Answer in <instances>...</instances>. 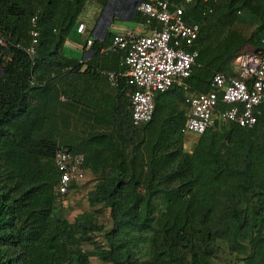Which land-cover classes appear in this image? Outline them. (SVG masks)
<instances>
[{
  "label": "trees",
  "instance_id": "16d2710c",
  "mask_svg": "<svg viewBox=\"0 0 264 264\" xmlns=\"http://www.w3.org/2000/svg\"><path fill=\"white\" fill-rule=\"evenodd\" d=\"M243 1L263 13L247 35L229 18L230 3L214 19L218 0L186 6L184 21L199 25L188 92L207 91L212 73H229L242 47L264 38V0ZM83 2L0 0V264H89L90 257L102 264H215L222 244L230 264H264V100L250 128L215 123L188 151L178 132L180 88L156 92L151 119L138 126L123 83L112 88L113 100L81 102L75 94L86 91L74 86L80 65L63 55L62 44L76 33ZM32 16L30 58L24 49ZM106 44L90 47L103 56ZM98 69L81 74L105 78ZM59 146L81 154L94 180L91 210L71 222L55 207L62 199L52 160ZM98 209L107 210L106 229L95 220ZM97 232L102 243L93 239Z\"/></svg>",
  "mask_w": 264,
  "mask_h": 264
},
{
  "label": "built area",
  "instance_id": "2783aa9c",
  "mask_svg": "<svg viewBox=\"0 0 264 264\" xmlns=\"http://www.w3.org/2000/svg\"><path fill=\"white\" fill-rule=\"evenodd\" d=\"M190 0H139L135 10L147 28L146 34L133 31L114 33L109 44L100 48L121 52V71H104L109 85L116 88L123 83L129 103L133 126L148 122L153 113V97L171 87L186 89L197 57V23H187L183 13ZM35 16L29 20V43L25 53L31 58L37 42ZM75 32L82 34L84 24L78 22ZM86 39L85 45L90 46ZM3 44L0 40V45ZM229 73L214 72L205 92L186 93L183 103L186 117L180 134H201L218 123L250 128L259 114L258 106L264 100V38L250 51L238 52L229 63ZM58 171L56 192L60 197L75 193V187L85 179L83 156L63 147L53 153Z\"/></svg>",
  "mask_w": 264,
  "mask_h": 264
},
{
  "label": "crops",
  "instance_id": "0c3cea01",
  "mask_svg": "<svg viewBox=\"0 0 264 264\" xmlns=\"http://www.w3.org/2000/svg\"><path fill=\"white\" fill-rule=\"evenodd\" d=\"M138 1L139 0H84L81 11L76 16L75 24L72 26V28H74L78 22H82L84 24V32L82 34L71 33L70 35L72 36H67L62 44L63 55L70 60H75L76 64L80 65L79 71L77 72L79 76L75 77L74 86L79 90L86 91L82 94H80V92L75 94L81 99V102L86 103L88 101L89 105L95 106L98 105L99 101L107 102L111 99L113 100L114 96L112 87L109 85L106 78L101 76L88 77L81 74L86 67L96 65L99 68L98 70L101 75H103V71H121L124 69L121 57L118 53L115 51H106L105 53H101L103 56L99 54L95 55L94 49L85 45V40L90 39L92 42L98 44L108 42L111 36L118 32L133 31L140 34H146L147 28L143 23V19L135 10V5ZM107 45L108 44L101 46V48H105ZM120 68L121 70H119ZM69 69H72V65L64 68L65 71H69ZM184 83L187 86L186 89H182L181 87L177 88L182 89L185 95L190 92H188V85L185 81ZM125 97L127 98L126 94ZM76 105H78V107L76 106L74 109H70L72 112L74 111L73 113H75V115H78L81 111V107H79L80 104L78 103ZM65 108L68 110V106H65ZM184 109L185 120V105ZM184 120L181 126L183 125ZM181 135L186 136L196 134L186 133ZM83 182L75 187V191L82 186Z\"/></svg>",
  "mask_w": 264,
  "mask_h": 264
},
{
  "label": "rangeland",
  "instance_id": "374dc122",
  "mask_svg": "<svg viewBox=\"0 0 264 264\" xmlns=\"http://www.w3.org/2000/svg\"><path fill=\"white\" fill-rule=\"evenodd\" d=\"M230 3V4H229ZM230 5L231 14L229 18L235 17V26L238 28L244 35H247L249 31L258 24V22L262 19L263 13L261 9L253 3L243 1V0H218L216 7L214 8L213 12L211 13V18H219V13L222 9L225 12L227 9L226 6ZM252 48L250 45L245 44L240 51L247 52L250 51ZM220 125V124H219ZM222 126V125H221ZM226 126V125H225ZM197 136L196 135H186L183 138V148L185 150H190L193 143L195 142ZM93 177L90 174L86 175L85 181L83 182L82 186L75 193H69L68 195L64 196L59 202H56V211L58 214L66 219L67 221L71 222L75 215L83 212L91 210L88 202H87V192L91 189L93 185ZM97 207H95L96 209ZM94 215L96 217L97 223L103 226L104 229L109 227V219L107 216V210L98 209L95 210ZM154 221L149 224V227H155V221L157 219V212H154ZM93 239L96 242L102 243V234L101 232H97L92 234ZM220 250L216 251L213 257V262L215 264H230V257L225 250L224 245H220ZM85 249H90L91 246L89 244L84 245ZM89 264H102L97 258L90 257Z\"/></svg>",
  "mask_w": 264,
  "mask_h": 264
}]
</instances>
